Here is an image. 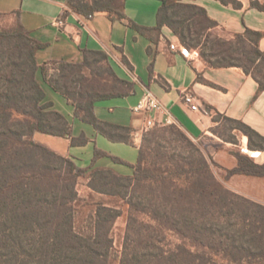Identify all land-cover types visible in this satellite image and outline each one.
Segmentation results:
<instances>
[{
  "label": "trees",
  "instance_id": "obj_1",
  "mask_svg": "<svg viewBox=\"0 0 264 264\" xmlns=\"http://www.w3.org/2000/svg\"><path fill=\"white\" fill-rule=\"evenodd\" d=\"M160 1L156 26L146 27L132 20L130 25L140 34L159 32L168 25L183 45L198 49L210 66L242 67L257 80L258 91H264V51L259 46L262 32L246 27L243 33L223 37L214 32L219 23L203 6L183 0ZM220 1L239 5L235 0ZM125 3L126 0H70L66 12L85 16L105 12L112 21H123L127 18ZM251 6L264 10V2L259 0H251ZM66 12L61 16L65 17ZM1 36L26 40L27 51L11 55L5 66H0V264L110 263L114 249L112 230L122 211L99 203L89 218L88 229L77 227L76 185L78 178L87 174L89 186L106 194L111 191L108 186L101 187L100 181L111 184L109 177L128 181L134 187L149 182L165 184L167 180L174 185L163 187L171 191L165 196L169 194L167 198L172 201L161 204L165 209L155 211L154 214L161 217H152L164 230L178 232L183 242L169 249L162 248L152 233L144 235L137 231L139 243L146 249L128 251L130 231L138 223L141 204L131 203L129 233L119 264H264V204L217 181L208 161L203 165L210 171L215 187H206L195 178L199 169L193 163L170 170H154L148 165L143 146L139 148L137 162L132 165L134 174L120 176L112 170H91L93 165L80 167L71 155H62L35 139V133L41 132L69 138L71 146L85 145L89 140L74 136L68 117L55 108V101L48 99V85L67 100H75V118L91 124L96 132L112 141L131 143V127L103 121L94 111L97 102L127 96L132 90V84L119 77L111 65L118 90L89 91L87 101H76L80 90L75 85L74 75L80 73L85 78L83 71L94 63V56L109 62L105 51H86L82 62L61 60L63 73L56 81L48 77L46 64H38L37 53L47 45L33 38L23 25H12ZM122 61L132 67L124 54ZM198 79L204 80L200 74ZM224 118L249 137L251 147L264 149L263 135L241 120ZM55 119L58 125L53 123ZM103 156L126 163L96 147L94 162ZM236 156L238 165L226 169V179L234 174L264 177V164L244 153L238 152ZM207 198L212 200L208 202H215L214 213L219 208L220 214L218 222L211 225L206 219L213 205L205 203ZM222 201L224 205L217 206ZM236 216L240 220L234 223Z\"/></svg>",
  "mask_w": 264,
  "mask_h": 264
},
{
  "label": "crops",
  "instance_id": "obj_2",
  "mask_svg": "<svg viewBox=\"0 0 264 264\" xmlns=\"http://www.w3.org/2000/svg\"><path fill=\"white\" fill-rule=\"evenodd\" d=\"M69 1L0 0V17L6 18L12 25H23L36 40L46 44V47L52 43H46L45 33L52 32L50 27L54 28L55 45L59 46V43L63 42V49H68V46L73 44L79 48L80 56L77 60H69L72 62H82L86 51H105L111 67L119 77L132 84V90L127 96L97 102L94 111L103 121L131 127L133 129L131 143L112 141L95 129L92 131L95 136L85 132L78 134L74 128V136L89 139L85 145L71 146L69 138L55 135L51 136L66 140L67 150H61L49 142L41 141L42 144L62 155H71L73 147L80 150L91 148L95 144L94 146L97 145L100 149L135 164L136 153L138 151L139 154L140 148V132L144 131V115L135 113L133 108L148 88L160 99L175 123L189 137L204 143L212 159L221 166V169L226 171L236 167L238 152L249 155L259 164H264V149L251 147L249 137L242 131L234 129L241 134L235 133L238 141H233L214 130L215 126L220 124L217 116L230 117L245 122L264 136V91H258L259 84L252 75L247 74L239 66L213 67L200 55L186 57L180 50L171 49L172 43L178 48L183 44L168 25L163 26L159 32L151 31L149 34H140L136 31L130 25V20L146 27L157 25L160 0H126L127 18L123 21H112L105 12L96 13L91 19L74 11L66 12ZM183 1L206 8L208 15L219 23L214 31H218L223 37L243 33L246 27L262 32L259 46L264 51V10L252 7L251 0H235L239 5L223 3L220 0ZM65 12V24H55V20ZM98 16L105 19L98 23ZM56 33L63 35L64 39ZM123 54L128 58L131 68L123 63ZM62 59L68 58L62 54L57 59L46 61ZM139 63L147 67V72L142 78L137 76ZM199 74L203 81L198 79ZM186 92L195 96L198 109L194 110L185 103L183 96ZM51 97L57 106L55 97ZM58 109L69 119L74 117L72 107H68L66 112L62 110L63 108ZM37 133L39 132L35 133L36 140ZM73 158L80 166L76 158ZM96 169L112 170L120 176L134 174V168L129 171L110 158L99 160L91 170ZM223 182L229 189L264 204V177L234 174ZM244 187H259L260 190L251 194L246 193Z\"/></svg>",
  "mask_w": 264,
  "mask_h": 264
},
{
  "label": "rangeland",
  "instance_id": "obj_3",
  "mask_svg": "<svg viewBox=\"0 0 264 264\" xmlns=\"http://www.w3.org/2000/svg\"><path fill=\"white\" fill-rule=\"evenodd\" d=\"M103 16H98V23L101 21ZM109 25V24H108ZM12 26L10 22L3 17H0V66H5L9 57L13 54L19 55L21 52L27 51V42L24 39H8L1 36V33ZM52 32L45 33L46 43L51 42L52 44L46 48L41 49L37 53L38 64L44 65L46 64L48 77L50 79H54L58 81L61 78L63 73L61 61H46L48 59H57L62 54L68 59L62 60H77L79 58V48L74 44L72 46H68V49H63L64 43L61 42L58 45H55V40L53 36L54 28L50 27ZM219 35L218 31H214ZM62 36L59 33L56 35ZM30 35L34 38L32 33ZM64 39V37H63ZM67 39V38H66ZM198 50V49H197ZM135 52H137L135 50ZM94 58V59H93ZM92 59L94 63H91L90 66L86 67L83 71L85 78L81 77L80 73L74 75L75 80L77 81V88L79 91L78 102L82 100V102L87 101L88 97L86 92L91 91L92 93H105V92H113L117 91V83L115 78L110 70V63L106 60L97 58L94 56ZM145 72H147V67L145 64L139 63V70L137 71V76H144ZM40 78L41 74L39 75ZM62 84V82H60ZM69 83V82H68ZM47 90L49 92L48 99L52 100L51 96L55 97L57 101V106L55 108L60 111L58 108L63 111L68 110V107L73 108L74 115V103L75 100H67L60 92L54 91L51 87L46 85ZM74 102V103H73ZM61 112V111H60ZM66 112V111H65ZM220 120V124L215 126L214 130L218 132L221 136L226 139L238 141L235 133L241 134L239 131L235 132V126L233 123L227 121L225 118L217 116ZM69 119V118H68ZM72 123V128H75V131L78 134H82L85 132L88 135H93L92 131H94V127L88 123H84L80 119H75V115L72 119H69ZM55 125H58L59 122L55 119L53 121ZM174 125V126H169ZM37 141L42 143L49 142L52 146H55L61 150H67V142L65 139H56L51 135H45L41 132L37 133ZM95 136V134H94ZM35 137V136H34ZM146 140V141H145ZM93 146L91 148H82L78 149L77 147L71 148V156L75 157L78 164L83 167L95 166L99 160L103 159H111V156H103L94 162V154L95 149L97 147ZM139 145L144 147L146 152L148 165L151 166L154 170H170L177 166L189 165V163H193L199 170L196 172L195 178L200 179L204 186L206 187H215L212 178L209 176V172L213 174L214 178L222 182L224 184V180L226 179L227 171L221 169V166L216 163L209 152L206 149V146L202 142H198L193 140L189 135L177 124H168V125H158L153 127L148 131L140 132V141ZM99 148V147H98ZM109 154L113 155V153L107 151ZM133 152V150H132ZM136 152V151H135ZM136 160H138V151H137ZM116 156V155H115ZM116 162L115 160H113ZM204 161H208L210 164V171L203 165ZM125 169L132 171L134 168L130 161H126V163H119ZM108 180L113 181L111 184H107L106 182L100 181L101 187H106L111 192L109 193H101L94 190L92 187H89L90 178L87 175H83L78 178L76 189L78 192V198L75 202L76 207V225L79 229L87 230L90 222L89 218L91 214L94 213L97 205L99 203L106 204L108 206L115 207L122 211V214L117 218L113 230L112 235L114 238V249L112 252V257L110 259L109 264H119L120 258L122 255V251L124 249V243L129 233V214L131 203H141L139 206V213L137 214L138 223L132 230L130 231V242L131 247L128 248V251L140 250L144 252L146 249L145 245H141L139 243V237L137 235V231H141L144 235H148L150 233L153 234L154 239L156 240L159 247L162 248H171L178 243L183 242V237L176 231H166L162 226H160L154 219V216L158 214H154L157 209L162 210L165 209L161 204H168V201H172V199H168L170 195L165 196V193H171L168 189L163 187H173L172 182L166 181L165 184L159 183H147L146 185L140 186H132L128 181L125 180H117L113 177H109ZM105 185V186H104ZM225 185V184H224ZM228 188V187H227ZM246 193H257L260 189L259 187H244ZM231 190V189H230ZM233 191V190H232ZM235 192V191H234ZM113 193V194H111ZM237 193V192H236ZM240 194V193H238ZM209 198L206 199L205 203H207ZM224 201L220 205L223 204ZM215 202H208V205H213L211 211L209 212V216H207V221L209 225L218 222L219 208L214 213L213 209ZM170 206V205H169ZM141 210H144V212ZM147 212V213H146ZM151 212V213H150ZM218 212V213H217ZM217 213V214H216ZM153 216V217H152ZM158 217H161V215ZM222 221H226V218H221ZM163 220V219H162ZM240 219L236 216L233 218L232 222H238ZM161 222V221H160ZM159 222V223H160Z\"/></svg>",
  "mask_w": 264,
  "mask_h": 264
},
{
  "label": "built area",
  "instance_id": "obj_4",
  "mask_svg": "<svg viewBox=\"0 0 264 264\" xmlns=\"http://www.w3.org/2000/svg\"><path fill=\"white\" fill-rule=\"evenodd\" d=\"M92 17L93 15L90 14L87 18L91 19ZM55 24L64 25V17L60 16L58 19H56ZM171 49L180 50V52L186 57H196L200 55L198 50H192L185 45L178 48L175 43H172ZM183 99L185 103L192 107V109H198L195 96L192 93L186 92L183 96ZM133 111L135 113L144 115V131H148L158 125L164 126L168 124H176L170 112L165 108L160 99L148 88L145 89L141 100L133 108ZM158 115H162L163 117H158Z\"/></svg>",
  "mask_w": 264,
  "mask_h": 264
}]
</instances>
